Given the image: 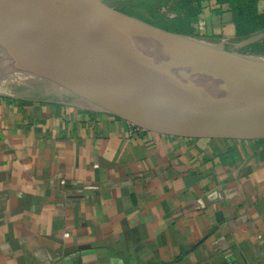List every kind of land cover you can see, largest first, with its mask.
<instances>
[{"label": "crops", "instance_id": "crops-1", "mask_svg": "<svg viewBox=\"0 0 264 264\" xmlns=\"http://www.w3.org/2000/svg\"><path fill=\"white\" fill-rule=\"evenodd\" d=\"M191 8L188 35H236L227 3ZM27 92H0V264H264V135L135 129Z\"/></svg>", "mask_w": 264, "mask_h": 264}, {"label": "water", "instance_id": "water-1", "mask_svg": "<svg viewBox=\"0 0 264 264\" xmlns=\"http://www.w3.org/2000/svg\"><path fill=\"white\" fill-rule=\"evenodd\" d=\"M0 38L15 48L0 57V77L60 75L91 94L76 80L83 75L98 87L96 101L146 130L264 135V55L163 29L102 0H0Z\"/></svg>", "mask_w": 264, "mask_h": 264}, {"label": "rangeland", "instance_id": "rangeland-1", "mask_svg": "<svg viewBox=\"0 0 264 264\" xmlns=\"http://www.w3.org/2000/svg\"><path fill=\"white\" fill-rule=\"evenodd\" d=\"M108 4V3H107ZM129 4V3H128ZM126 3L114 2L108 4L119 11L126 13L128 15L140 18V10L133 9L131 12L127 11ZM260 11H264V0H260ZM141 19V18H140ZM144 20V19H142ZM145 21V20H144ZM148 22V21H146ZM264 35V31L251 33L244 38L235 35L229 40L224 41L220 36H205V37H196L203 41L221 45L224 49L231 52H238L243 54H253L247 50L245 43L247 39L255 37V40L261 38ZM15 48L13 45L5 38H0V57L14 52ZM76 80L82 84L83 87L88 88L91 94L79 90L74 85L70 84V81L65 76H47L44 73L37 74H6L0 77V92H5L9 94H23V92L31 91L36 92L37 94H57L56 97L63 98L64 100L70 101L76 105L87 106L90 108H99L103 110H109L108 107L103 105L96 97H100L101 93L99 92L98 87L95 85L93 79H89L80 75ZM179 89L183 90V82L178 83ZM174 86V85H173ZM192 87V86H191ZM177 88V87H176ZM193 88V87H192ZM178 89V88H177ZM28 93V92H27ZM96 96V97H94ZM96 103V104H94Z\"/></svg>", "mask_w": 264, "mask_h": 264}, {"label": "trees", "instance_id": "trees-1", "mask_svg": "<svg viewBox=\"0 0 264 264\" xmlns=\"http://www.w3.org/2000/svg\"><path fill=\"white\" fill-rule=\"evenodd\" d=\"M201 0H130L127 11L140 10V18L163 29L176 33H190V25L195 22L197 12L191 8ZM227 3L232 14L236 35L245 36L264 31V11H259L260 0H217ZM253 54L264 55V35L246 45Z\"/></svg>", "mask_w": 264, "mask_h": 264}, {"label": "built area", "instance_id": "built-area-1", "mask_svg": "<svg viewBox=\"0 0 264 264\" xmlns=\"http://www.w3.org/2000/svg\"><path fill=\"white\" fill-rule=\"evenodd\" d=\"M133 125H134L135 129H141V127H139V126H137L135 124H133Z\"/></svg>", "mask_w": 264, "mask_h": 264}]
</instances>
